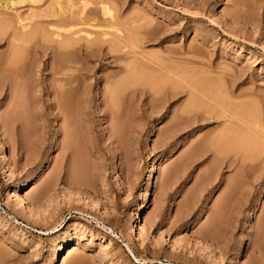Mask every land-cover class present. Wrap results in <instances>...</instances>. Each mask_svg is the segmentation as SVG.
Listing matches in <instances>:
<instances>
[{"label": "rangeland", "instance_id": "1", "mask_svg": "<svg viewBox=\"0 0 264 264\" xmlns=\"http://www.w3.org/2000/svg\"><path fill=\"white\" fill-rule=\"evenodd\" d=\"M9 1L22 3L0 14L12 27L0 29V67L16 17L48 31L39 16L53 8ZM73 1L99 26L81 30L132 33L135 45L74 54L73 74L88 65L93 84L88 103L77 91L75 154L51 106L50 38L21 50V78L0 76V118L14 102L24 114L14 146L0 127V264H264V0ZM118 83L115 137L102 94ZM226 128L215 156L209 143Z\"/></svg>", "mask_w": 264, "mask_h": 264}, {"label": "bare ground", "instance_id": "2", "mask_svg": "<svg viewBox=\"0 0 264 264\" xmlns=\"http://www.w3.org/2000/svg\"><path fill=\"white\" fill-rule=\"evenodd\" d=\"M9 1V0H8ZM5 1L4 2V6L3 7H0V14H3V11L6 10V9H10V8H14L15 10V7H17L18 5H20V3H22V1L19 3V2H12V1ZM16 1V0H15ZM50 1V0H49ZM52 1V4H53V8L51 7V3L49 2V4L52 8L51 11H46L47 13H44L42 14L41 18H46V19H49L50 21H47V23H45L46 25L49 26V29L48 31H44V29H42L40 26H36V27H29V23L26 22L25 18H23L24 20H20V18L17 16L16 17V20L18 19L16 25H18L19 23V28L17 29H14L16 27L13 28V34L11 36V41L10 43L11 46H13V55H11V59L9 57V61H8V64L6 65V67H0V76L1 75H8V76H12L14 78H21L20 76H22V74H24L26 71V66L18 63L20 62V52L22 49H24V47L31 43L33 39H35V37H46V38H50V41L52 43H54L53 46H44L43 47V50H49V54H45V51L42 53V54H45L46 56H48V62L46 63V67H49V72L51 73L50 76H55V79L53 80L52 82V85H50L51 87V90L49 92L50 95H52L51 97L52 98V101L53 103L51 104V106L55 109V111L57 112L56 114V118L58 119H61L62 120V125H63V128L61 129L64 133V141H63V147L66 150H71V152H73V154H75V146H76V140H77V137H78V133L77 131H79V129L77 130V126L75 125L76 124V119H78V115H77V111H75L74 108H76V97H77V91L79 89H81V93L83 94V98L81 100H84L82 102H89L90 101V92H91V89L93 87V84H86V81L88 80L87 79V76L85 75V72L86 73H89L90 70L88 71V68H86L87 66L84 64V69H82L81 71V75H80V78H79V75L78 77L75 76L73 74V70L72 69V64L74 63V54H78L81 53L82 55H84L85 57H90L91 56V53L93 55L94 52L96 53H100L102 52V50H100V48L98 49H95L97 51H92V49H90V47H92L91 44H97V47L99 45H102V44H109L110 43V51L112 53H119V49L121 47V45H123L124 47L126 46L127 43H131L132 45H135L132 40H131V31L127 34V36H117L116 37H113V40H108L107 37H108V34L104 32H101L98 34H96V32H93L92 31H87V29H84L82 28V30L80 29L81 27L85 26V27H90L92 29H96L98 28L99 26H97V23L94 24L92 19L90 18V14L89 11L88 13L84 12V9L82 10H78L76 9L75 7V4L73 0H65V1H62V0H51ZM11 2V4H10ZM30 3V1H29ZM38 3V2H37ZM100 3L105 4L102 1H100ZM77 5V4H76ZM101 5V12L106 16V18L108 17V23L109 24V28L112 27L114 25V23L116 22V20L118 21L119 19H117L115 16L116 14H112L111 13V10H109L108 8H106V5L102 6ZM85 6V5H83ZM108 7V6H107ZM5 14V13H4ZM103 15V16H104ZM38 17V18H39ZM31 18V17H30ZM30 18H27V21L28 19ZM13 19V18H12ZM32 19V18H31ZM30 19V20H31ZM121 19V18H120ZM107 22V21H106ZM14 23V21L12 22ZM119 22H117L118 24ZM122 24V23H121ZM14 25V24H13ZM138 25V24H137ZM101 27V26H100ZM114 27V26H113ZM130 27V26H129ZM11 21H7L5 19H2L0 20V29L1 30H7V29H11ZM79 28V30L77 29ZM105 28V27H103ZM107 28V27H106ZM125 30V29H124ZM135 32V29L132 30ZM11 32V33H12ZM1 33V32H0ZM95 33V34H94ZM126 33V32H125ZM80 34H84L83 37L80 36ZM2 35V34H0ZM92 35H94L95 37L97 36V38H94L92 39ZM44 39V38H43ZM41 41V40H40ZM81 41H84L86 43V45H79V42ZM43 43V40L41 41ZM140 42V41H139ZM90 44V46L88 45ZM122 46V47H123ZM123 47V48H124ZM11 49V50H12ZM130 49V48H129ZM134 49V48H133ZM91 50V52H89ZM23 51V50H22ZM122 51V49H121ZM12 52V51H11ZM109 52V51H108ZM40 53V52H39ZM95 54L98 55V54ZM44 55V56H45ZM140 55V54H139ZM94 56V55H93ZM92 57V56H91ZM151 57V56H150ZM74 58V59H73ZM24 59V58H23ZM115 60H117L118 58L114 57ZM88 60V59H87ZM114 60V61H115ZM64 61V62H63ZM2 63V62H1ZM64 63V65H63ZM136 63V62H135ZM160 63V62H159ZM82 67V65H81ZM89 67V66H88ZM126 67V66H125ZM30 68V67H29ZM83 68V67H82ZM142 68V67H141ZM45 69V68H44ZM31 70V69H30ZM36 70V69H35ZM78 70V69H77ZM93 70V69H92ZM91 70V71H92ZM75 71V70H74ZM130 71V70H129ZM144 71V70H143ZM63 72V73H62ZM79 72V71H77ZM84 72V73H83ZM29 73V72H28ZM60 75H62L63 78H56V76L60 77ZM132 75V74H131ZM151 75V74H150ZM163 76V75H162ZM3 77V76H2ZM1 78V77H0ZM87 79V80H86ZM90 79V78H89ZM92 79V78H91ZM201 79V78H200ZM27 80V79H26ZM25 80V81H26ZM38 80V79H37ZM98 81L101 80V78H97ZM103 80V79H102ZM101 80V81H102ZM126 80V79H125ZM3 81V80H2ZM127 81V80H126ZM4 82V81H3ZM118 82V81H117ZM116 82V83H117ZM150 82V81H149ZM164 82V81H163ZM24 83V82H23ZM123 83V82H122ZM121 83V84H122ZM128 83V82H127ZM151 83V82H150ZM25 84V83H24ZM23 84V85H24ZM120 83H118L117 86L114 87V89H109L110 92L108 93V97L106 96V93L104 92L102 94V102H103V105L105 107V105L107 106V110H106V113L107 115L109 116L110 120L112 121V132L114 133V136L116 137L120 131H122L121 127L122 126H119L118 125V120H119V114H118V111H117V103H115V101H117V99L115 100L114 99V94L115 92L117 93L116 90H118L119 88V85H121ZM21 85V84H20ZM19 85V86H20ZM27 85V84H26ZM19 86H14V89H16L18 91L22 89V85L19 87ZM25 86V85H24ZM33 86V85H32ZM127 86V85H126ZM158 86V85H157ZM179 86V85H178ZM28 87V86H27ZM126 88V87H125ZM207 88V87H206ZM127 89V88H126ZM25 90V89H24ZM28 90V89H27ZM154 90V89H153ZM31 91V90H30ZM183 91V90H182ZM18 92H21V91H18ZM107 92V91H106ZM155 92V91H154ZM23 93V92H22ZM25 93V92H24ZM124 93V92H123ZM134 93V92H133ZM157 93V92H156ZM155 93V94H156ZM161 93V92H159ZM21 94V93H20ZM80 94V96L82 95ZM116 95V94H115ZM121 95V93H120ZM158 95V93L156 94ZM155 95V96H156ZM166 95V94H165ZM202 95V94H201ZM17 96V95H16ZM106 96V98H105ZM20 97V95H19ZM24 97V96H23ZM85 97V98H84ZM24 99V98H23ZM208 99V98H207ZM20 100V99H19ZM51 101V100H50ZM19 102V101H18ZM120 102V101H119ZM214 102V101H213ZM222 102V101H221ZM73 103V105H72ZM16 104H19V103H15L14 104H10V106H8L4 112V115H2V117L0 118V127H1V132L2 134L7 137L6 138V143L7 144H11V146L15 145V140H14V136L16 135L15 133H17V129L20 130L21 126V122L22 120V115H24L23 113L21 114V112L19 111V106L16 105ZM191 105V104H190ZM187 108H191L193 107L192 105ZM195 105V103L193 104ZM203 105V104H202ZM72 106V107H71ZM73 108V109H71ZM86 108V107H85ZM77 110V109H76ZM119 110V109H118ZM184 110V109H183ZM19 111V112H18ZM183 112V111H181ZM186 111H184V113H186ZM25 113V111H24ZM76 113V115H74ZM183 113V114H184ZM262 113V112H261ZM81 114V113H80ZM222 114V113H221ZM189 115V114H188ZM78 117V118H75V117ZM181 116V115H180ZM221 116V115H219ZM27 117V116H26ZM217 117V119L219 118L218 116H215ZM224 117L226 118V116L224 115ZM121 118V117H120ZM241 118V117H240ZM80 119V118H79ZM230 119V118H229ZM244 119V118H243ZM76 120V121H75ZM26 121V120H25ZM82 121V120H81ZM230 121V120H228ZM231 122V121H230ZM234 122V121H233ZM232 122V124H233ZM257 122V121H256ZM33 123V122H32ZM24 124H27V123H24ZM23 124V125H24ZM120 124V123H119ZM229 124V123H228ZM236 124V122H235ZM78 125V124H77ZM257 125V124H256ZM255 125V126H256ZM25 126V125H24ZM23 126V127H24ZM227 126V125H226ZM225 126V127H226ZM233 126V125H232ZM259 126V125H258ZM260 126H261V123H260ZM259 126V127H260ZM264 126V125H262ZM80 127V126H79ZM110 127V128H111ZM228 127V126H227ZM234 127V126H233ZM233 127H231L233 129ZM239 127V126H238ZM249 127V126H248ZM246 127V128H248ZM230 128V127H229ZM230 128V129H231ZM257 128V127H255ZM262 128V127H261ZM260 128V130H261ZM26 129V128H25ZM226 128V130L224 129V136L222 137L221 135H219V133H221V131H219V133L215 134V138L212 137V140L210 141L209 145H211V147L213 148L212 150L214 151V155L215 156H219L221 155V153L224 151V147H226V144L228 143L229 140H227V136L228 135H231L230 133L227 134V132L229 131H232ZM240 129V128H239ZM263 129V128H262ZM243 130V129H242ZM254 130V129H253ZM235 131V130H234ZM264 131V129H263ZM262 131V132H263ZM21 132V131H20ZM25 132V131H24ZM27 132V131H26ZM248 132V131H247ZM258 132V131H256ZM33 133V132H32ZM223 133V132H222ZM221 133V134H222ZM238 133V132H237ZM22 135V133H21ZM26 135V134H25ZM219 135V136H218ZM262 135V134H261ZM16 137V136H15ZM18 137V135H17ZM226 137V138H224ZM231 137V136H229ZM256 137V136H255ZM261 137V136H260ZM22 138V137H21ZM224 138V140H223ZM243 138V136H242ZM254 139V138H252ZM264 139V138H263ZM262 139V140H263ZM264 141V140H263ZM232 142V141H231ZM240 143V142H239ZM78 145V144H77ZM264 145V144H262ZM250 146V145H249ZM210 147V148H211ZM62 148V147H61ZM77 148V147H76ZM223 148V149H222ZM245 148V147H244ZM77 150V149H76ZM226 150V149H225ZM264 150V149H263ZM262 150V151H263ZM231 152V150H230ZM261 152V151H260ZM225 153V152H224ZM263 153V152H262ZM78 154V153H77ZM236 154V153H235ZM75 156V155H73ZM76 157V159H74ZM73 159L74 161L79 158H77V156H75ZM79 157V156H78ZM250 159V158H249ZM250 161V160H249ZM81 162V161H80ZM77 162H75L74 164H77ZM73 164V165H74ZM86 165V164H85ZM76 167V166H75ZM80 167H82V164H80ZM73 168V167H72ZM85 168V167H84ZM79 169V168H78ZM77 168L75 169L74 168V172L71 175V180L73 179V181H80V180H84V177L82 178V176L84 175L85 176V171L84 169L83 170H78ZM81 171H83V174H81ZM263 173V172H262ZM89 174V173H88ZM86 179V177H85ZM85 183V182H84Z\"/></svg>", "mask_w": 264, "mask_h": 264}]
</instances>
